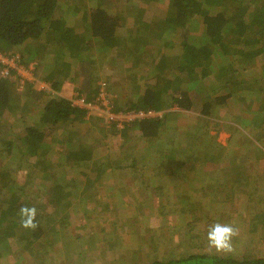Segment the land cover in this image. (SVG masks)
<instances>
[{
    "label": "trees",
    "instance_id": "trees-1",
    "mask_svg": "<svg viewBox=\"0 0 264 264\" xmlns=\"http://www.w3.org/2000/svg\"><path fill=\"white\" fill-rule=\"evenodd\" d=\"M112 1L0 0V51L17 56L21 65L34 64L35 77L49 83L56 92L69 82L77 85L79 95L93 100L105 84L106 90L116 95V111L163 112L160 117L124 126L123 138L127 142L136 139L134 144H142V150L134 147L121 156L122 162H130L134 167L139 160H155L160 175L181 174L183 182L192 180L193 184L201 181L195 186H184L186 191L182 194L177 193L176 186H154L152 191H157L159 201L165 202L156 210L164 216L179 219L192 215L193 209L200 208L201 197L214 187L217 189L212 193L223 194L227 201L231 193L226 187L233 184L234 175L241 174L242 185L254 189L257 177L244 174L241 163L257 164L264 160V0H165L167 15L155 17L149 23L143 19L144 9L132 7V2L127 10L134 15L130 25L128 13L124 17ZM138 1L147 4L164 0ZM69 17L75 21L72 26L67 23ZM114 66L123 71V82L112 81L107 74ZM253 69H257L256 73L245 78L244 73ZM28 88L17 91L13 75L0 76V249L12 254L14 249L18 252L24 244L28 248L42 236L39 220L44 205L36 203L35 196L30 197L34 177L39 174L44 183L49 176H57L53 167L64 170L88 162L98 166L115 162L108 158L110 155L101 157L102 151L93 150L96 140L77 147L79 138L67 144L62 153L52 151L55 145L63 144L60 139L48 138L46 131L53 128L90 125L99 133L108 132L105 129L109 128L99 119L85 121L86 111L65 98L45 99ZM241 91L242 97H238ZM196 99L200 102L195 104ZM232 99L242 103L243 115L235 118L234 128L246 139L244 150L233 158L209 130L215 111ZM173 109L195 111L198 119L194 125L181 128ZM28 117L30 122L26 121ZM11 121H19L23 127ZM110 130L113 136L118 134L115 128ZM57 156H63L61 161ZM222 161L232 164L222 170L205 171L208 164ZM19 171L26 175L21 177L22 181L15 176ZM197 171L205 175L195 180ZM223 177L231 184L223 183ZM47 191V202L49 199L54 210L51 214L57 218L51 228L54 238L46 240L43 249L58 237H65L69 225V220L61 216L67 208L63 206L68 197L66 186L47 183ZM6 194H11L10 201L5 199ZM184 201L192 202V209L181 207ZM66 204L70 206V201ZM25 205L37 209L39 227L34 231L21 227L18 210ZM192 238L201 240L196 233ZM199 246L191 244L197 248L191 253L134 264H264V257L205 252Z\"/></svg>",
    "mask_w": 264,
    "mask_h": 264
},
{
    "label": "rangeland",
    "instance_id": "rangeland-1",
    "mask_svg": "<svg viewBox=\"0 0 264 264\" xmlns=\"http://www.w3.org/2000/svg\"><path fill=\"white\" fill-rule=\"evenodd\" d=\"M79 2L81 3L79 5L82 6L83 2ZM132 2V7L136 6L139 9H144L142 13L143 19L147 23L155 17L159 19V17L167 15L168 4L165 0L147 4L138 0H113L111 4H113L115 9L119 7L122 15L126 17L127 10ZM226 4L228 5V3ZM132 9L134 10V8ZM72 18L69 17L67 19L68 25L72 26L75 24ZM126 18L128 19L127 24L130 25L133 22L134 15L128 13ZM194 34L196 35V32ZM256 70L245 72V78L252 77ZM106 72L111 75V80L113 81H120L123 77V71L120 66L115 67L113 71L107 70ZM238 79H241L239 75ZM238 97H242V91ZM236 99H232L229 104L216 110L215 116L212 117L214 122L209 126L210 133L216 136L218 143L227 147V151H230L228 155L232 158L238 157L237 155L244 150L243 147L246 145V139L234 128L236 126L235 118L243 115L242 103L237 102L238 99ZM196 100L195 104L200 102V100ZM195 106L198 107L197 105ZM195 114V111H192L190 114L182 116L178 119L177 125L181 128L194 125L198 118ZM250 117L247 118L250 119ZM30 120L32 119H29V117L26 119L28 122ZM11 123L19 124L20 122L11 121ZM102 123L105 124L103 120ZM19 125L23 127V123ZM46 132L49 136L48 138L63 141V144L55 145L52 150L59 153L67 149V144H72L79 138L78 145L75 144L77 147L81 143L89 142V140H96V147L93 150L97 151V153L101 151L98 149L106 147L107 143H110L113 149L118 144L114 137H109L108 134H101L96 130L93 131L90 125L77 127L72 124L66 125V128H53L51 131ZM77 132H79L78 135ZM133 147L136 150H142V144L140 143L134 144ZM103 149L101 157L104 154H109L107 149ZM52 153H50V156ZM61 158L63 156L58 157L57 160ZM228 160L230 159L227 158ZM231 164L230 161H222L217 164H209L208 167L214 170H222ZM96 165L98 164L88 162L73 169H69L71 166L63 168L64 170L57 169L58 167L54 169L53 167L54 172L57 173L56 177L55 175L53 178L49 176L50 178L44 183L41 182L40 178L42 176L39 177V174L38 177L32 179L35 186L33 192L30 188V197L35 196L36 203L44 205V212L39 220L42 221V230H39L42 236L40 239L33 241L28 248L23 247L25 246L24 244L19 247L20 251L15 252L14 249L13 254L9 248V251L0 249V253H2L0 264L144 263L145 261L152 262L155 259L161 260L173 255L180 256L183 253L196 251L197 248L195 249V246L191 247V244L192 246L199 244L202 251L214 253V250L210 251L208 249L206 234L208 227L215 223H230L239 230L238 236L233 241L234 251L228 255L235 257H264V193H261L264 192V163L258 168L256 166L252 168L249 166L248 168L250 174L257 177L254 189L242 185L241 174L238 176L234 175L232 178L233 184L227 187L225 185L231 193L227 195V201L223 194L212 193L213 190L217 189V187H214L212 190L209 189L207 196L201 197L200 208L193 209L192 215L183 216L179 219L175 218V216H164L158 212L156 208L159 209L164 201L160 202L158 199H152L143 190L140 181L142 183L143 181L148 182L155 177H149L148 174L140 177L138 173L134 174L130 170L129 172L131 173H126L124 170H105L102 175H95ZM241 166L242 172L246 174L247 169H244V164L241 163ZM245 166L247 167V165ZM15 176L16 179L22 181L21 177L24 178L26 175L19 171L15 172ZM72 177H74L73 181H71ZM93 178L98 179L101 184L92 186L91 179ZM224 179L223 177V183L231 184L229 179L225 181ZM166 182L169 185L177 184L174 180ZM47 183L54 187L59 186V184L66 186L68 197L63 206L67 208L61 216L69 220V225L67 226L65 237H58L54 244L43 249L41 247L44 242L54 238L51 228L52 223L55 224V219L57 218L51 214L54 210L49 204V199L47 202L48 195L46 193L50 192L47 191ZM184 183L187 182H183L182 187L187 186ZM136 184L141 189H138ZM96 187H98L99 192L95 191ZM105 187L109 189L107 190ZM183 192L184 189L182 188ZM192 197L194 198L192 200L194 203L196 199L194 196ZM11 198V194H6V200L10 201ZM67 201H70V206L66 204ZM218 201L226 203L222 205ZM192 202L184 201L180 203V206L192 209ZM256 215L262 216V218L258 219L257 217L259 216L255 217ZM195 233L201 240L193 241L192 237ZM11 245L18 247L13 243Z\"/></svg>",
    "mask_w": 264,
    "mask_h": 264
},
{
    "label": "crops",
    "instance_id": "crops-1",
    "mask_svg": "<svg viewBox=\"0 0 264 264\" xmlns=\"http://www.w3.org/2000/svg\"><path fill=\"white\" fill-rule=\"evenodd\" d=\"M5 54V53H4ZM16 56V55H15ZM17 57V56H16ZM18 58V57H17ZM19 61V60H18ZM110 77H111V75H109ZM123 78V77H122ZM120 79V82H123V79ZM39 80H42L40 77H39ZM122 80V81H121ZM113 81V80H112ZM47 85H50L49 83H47ZM51 86V85H50ZM29 90H32L33 92H35V93H38V94H41V95H43V98H45V99H47L48 97H51V98H53V97H62V98H65V99H67L68 101H72L73 100V98H74V96L75 95H77V94H80L79 93V91L77 90L78 89V87H77V85L76 84H72V83H69V82H66V83H64L63 85H62V87L60 88V90H58V92H56V91H54L53 89H52V86H51V89H52V91H53V94L52 95H50V94H48L45 90H43L41 87H39L37 84L35 85V86H30V88H28ZM27 89V90H28ZM115 97H116V95H114ZM114 96L112 95V98H113V101H114ZM87 99V98H86ZM96 99H97V96L95 97V99H93V100H89V99H87L88 101H91V102H95L96 101ZM173 110H176V112H177V120L178 119H180L182 116H186V115H188V114H190L191 112H186V111H182V110H178V109H173ZM196 116H197V113L195 114ZM197 118V117H196ZM91 119H99V120H101V122H102V119H101V117H99V116H97V115H94V116H91V117H89V116H87V114H86V112H85V116H84V120L85 121H87V122H90L91 121ZM198 119V118H197ZM104 125V124H103ZM104 126H107V128H109V130L108 129H105L106 131H108V132H103V133H101V134H108L109 135V137H114L116 140H117V142H118V144L115 146V149H113V147L111 146V144L110 143H107V146L106 147H102V149L100 148L99 150H104L103 148H105V149H107L108 151H109V154H104V156H107V155H110V157H108V158H110L111 160H113V161H115V162H108V163H106V165H104V166H98V165H96L97 166V170H100V172H96L97 170H95V175H102L103 174V172L105 171V170H108V171H110V170H124L126 173H131V172H129V170L130 171H132V172H134V174L135 173H138V175L140 176V177H143V176H146L147 174L149 175V177H153L154 175H160L159 173H160V170H158V172H157V170L156 169H158L157 167H159L158 166V164L157 163H155V160H153V161H149L148 160V162H147V160H145L144 162H141L140 160L138 161V163L136 162V164L135 165H137V166H132L131 165V163L130 162H122L123 160H122V154H125L128 150H130V149H132L131 151H133L134 149V147H133V145H134V140L133 141H129V142H127L126 141V138L124 139L123 138V136H122V134H121V131L124 129V127H122V128H119V127H113V126H108V125H104ZM106 128V127H105ZM113 128H115V130L118 132V134L117 135H112V134H110V132L109 131H112V130H110V129H113ZM116 152H115V151ZM104 152V151H103ZM138 157V159H139V157H140V155L139 156H137ZM137 159V160H138ZM103 163H105V162H103ZM102 163V164H103ZM262 163H264V161L262 160L260 163H257V164H255V163H252V164H245V165H247V167L244 165V169H247V173H249L250 174V171H248V168H249V166L252 168V167H260V165L262 164ZM209 165V164H208ZM208 165L206 166V169H205V171L206 170H212L213 168H210V167H208ZM197 174H195V180H198V178H202L203 177V175H205V174H203V173H200V171H197L196 172ZM133 174V173H132ZM169 174H161L159 177H153L154 179H151L150 181H143V183H142V181H140L141 182V184H142V187H143V190L145 191V192H147L148 193V195L152 198V199H158V196H157V191H152V190H154V186L155 187H159V186H161L162 187V189L165 187V186H176L177 187V185L179 186V187H181V188H178V190H177V193L178 194H182V188L184 187H182V183H183V180H181V178L179 177V176H181V174H177L176 176H173V177H171V176H168ZM254 176V175H253ZM158 178V179H157ZM177 178H179V179H177ZM194 177H192V179H193ZM139 180V179H138ZM137 180V181H138ZM168 180H174V181H176L177 182V184L176 185H169V184H167V182L166 181H168ZM99 180L98 179H91V185L92 186H97V185H99V184H101L100 182H98ZM98 182V183H97ZM185 182V181H184ZM257 182V181H256ZM194 183V181H192V180H189L187 183H184L185 185H189V186H195L196 184H199V183H201V181H199L198 183H196V184H193ZM95 184H97V185H95ZM102 186V185H101ZM136 186H137V188L138 189H141V188H139V185L138 184H136ZM98 187H96V192L98 191L99 192V189H97ZM107 190L109 189V188H107V187H105ZM150 191H152L151 193H150ZM184 191H186V190H184ZM162 193V192H161ZM158 201H159V199H158ZM157 209V208H156Z\"/></svg>",
    "mask_w": 264,
    "mask_h": 264
},
{
    "label": "built area",
    "instance_id": "built-area-1",
    "mask_svg": "<svg viewBox=\"0 0 264 264\" xmlns=\"http://www.w3.org/2000/svg\"><path fill=\"white\" fill-rule=\"evenodd\" d=\"M17 57H10L0 51V76L8 78L13 75L14 80L17 81V91H24L28 86H35L36 84L52 95L53 91L50 85L35 77V65H21L18 63ZM101 85L99 93L95 102L88 101L84 95H75L72 105L79 107L86 111L87 116L91 117L97 115L102 118L104 123L109 126H117L119 128L125 125L143 119H151L162 116L163 112L153 110H139V111H116L112 95Z\"/></svg>",
    "mask_w": 264,
    "mask_h": 264
},
{
    "label": "clouds",
    "instance_id": "clouds-1",
    "mask_svg": "<svg viewBox=\"0 0 264 264\" xmlns=\"http://www.w3.org/2000/svg\"><path fill=\"white\" fill-rule=\"evenodd\" d=\"M21 227L26 230H36L39 227L36 221L37 209L34 206H22L18 210ZM239 230L230 223H215L208 227L206 239L208 249L217 254L228 255L234 251L233 241Z\"/></svg>",
    "mask_w": 264,
    "mask_h": 264
}]
</instances>
